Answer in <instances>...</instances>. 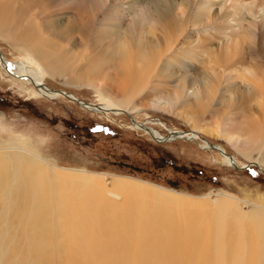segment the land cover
<instances>
[{"label":"bare ground","instance_id":"6f19581e","mask_svg":"<svg viewBox=\"0 0 264 264\" xmlns=\"http://www.w3.org/2000/svg\"><path fill=\"white\" fill-rule=\"evenodd\" d=\"M19 2L0 0V36L29 54L34 65L10 61L0 49L1 64L11 75L34 84L38 93L78 98L46 85L45 75L68 74L75 82L104 91L101 94L108 101L91 105L74 100L81 106L133 116L134 111L151 105L169 110L180 96L216 101L220 87L231 86L229 94L218 100L212 119L215 129L208 132L225 139L252 164L264 165V0H134L139 6V25L124 30L111 46L112 65L102 46L92 44L89 30L109 0H91L87 15L67 20L39 4L40 22L24 19L26 10L17 8ZM80 20L89 29L77 33ZM191 26L194 32L182 41ZM61 50L67 58L57 57L63 54ZM157 82L175 83L184 92L134 102L145 94V88L153 91ZM255 96L258 109L254 111H260V119L248 114ZM132 118L135 127L145 129L157 141L200 137L195 130L171 128L165 137ZM15 146H0V264H25L30 248L45 247L57 232L70 236L89 220L104 239L115 233L125 240L123 254H133L134 259L117 264H263L255 260L264 254V204L244 211L237 195L221 190L215 205H210L208 195L167 190L168 194L131 177L115 178L109 188L101 174L62 168L37 147ZM212 148L222 152L221 147ZM253 151L259 154L257 158L252 157ZM224 152L228 164L237 163L235 156ZM128 186L148 187L168 201L140 200L133 190H126ZM53 196L60 199V205L43 212ZM27 198L32 204L23 208L21 203ZM194 204L201 206L185 209ZM45 215L52 222H42ZM33 219L37 223L32 225ZM102 245L113 249L108 242ZM67 261L73 264L72 259ZM101 261V257L94 259V263Z\"/></svg>","mask_w":264,"mask_h":264},{"label":"rangeland","instance_id":"374dc122","mask_svg":"<svg viewBox=\"0 0 264 264\" xmlns=\"http://www.w3.org/2000/svg\"><path fill=\"white\" fill-rule=\"evenodd\" d=\"M90 1L55 0L46 4L48 0H31L32 3L28 0H20L17 8L26 10L24 19L32 18L40 22L39 4H43V6L47 5L46 12L55 10L59 18L67 20L87 15L89 6L87 4ZM133 1L109 0L107 6L94 16V23L92 22L90 29L86 23L81 22L82 19L77 23L81 29L77 33L89 29L92 34V44L102 46V51L105 58L110 60V65L114 62L111 58V51L114 49L111 46L115 45L124 30L139 25L137 19L139 6L133 4ZM25 25L28 26L29 23ZM71 25L76 26L74 23ZM191 27L182 41L194 32V27ZM0 49L10 61L34 65L29 54L2 36H0ZM61 52L63 54L57 57L67 58L65 52L63 50ZM80 52L81 49L74 51L73 54ZM1 63L0 59V146L15 144V147L18 145L37 147L43 156L56 160L62 168L101 174L109 188H113L115 178L131 177L128 179L143 181L144 184L147 183L150 187L159 188L168 194H171L170 191H176L194 196L208 195L210 205H215V201L220 198L221 190L237 195L244 211L256 209V203L264 204V165L252 164L236 152L225 139L208 132L215 129L212 119L216 117L214 111L219 106L218 100L222 101L229 94L228 90L232 88L231 86H221L216 101L180 96L173 101L169 110L151 105L152 107L134 111L133 116L140 124L146 123L158 132L161 131L165 137L171 131L170 128L186 132L195 130L200 136L197 140L182 138L157 141L145 129L135 127L127 112L95 111L81 106L64 95L54 98L42 95L37 92L34 84L11 75ZM69 78L68 74L58 77L47 74L45 82L48 87L75 94L78 99L91 105L108 103L101 94L104 91L94 87L95 85L78 83ZM151 80H154L153 77ZM97 84L105 85L98 82ZM183 92V88L177 87L175 83L157 82L153 91L151 87L145 88V94L136 97L134 102L138 104L139 101L150 97L157 98L161 94L172 96ZM255 101L256 96L252 101L253 111L248 114L260 119L262 117L260 111H254L258 109L255 107ZM208 145L211 147L208 148ZM212 145L219 146L235 156L239 166L228 164L225 160L226 156L213 149ZM258 156L256 151L252 152L253 158ZM47 189L51 193L49 188ZM126 190H133L140 200L166 199L165 196L154 193V190L148 187L128 186ZM54 197L50 198L42 208L43 212L60 205V199ZM31 204L32 199L27 198L21 206L26 208ZM200 206L194 204L185 209H198ZM164 209L172 210L170 207ZM42 218V222H52L50 216L45 215ZM91 222L89 220L82 226L74 228L70 236H63L57 232V237L45 247L30 248L25 255V264H70L67 261L70 259L73 260V264H117L116 262L122 259H134L133 254L128 256L123 254L125 240L116 237L115 233L111 234L110 239H104L98 226L91 225ZM36 223L37 219L31 221L32 225ZM116 229L114 228L115 232ZM34 232L36 230H30L28 233ZM103 242H108L113 249L104 248ZM100 257L103 261L94 263V259ZM255 262L264 264V254H260ZM158 264L163 263L158 262Z\"/></svg>","mask_w":264,"mask_h":264},{"label":"water","instance_id":"95a60500","mask_svg":"<svg viewBox=\"0 0 264 264\" xmlns=\"http://www.w3.org/2000/svg\"><path fill=\"white\" fill-rule=\"evenodd\" d=\"M0 59L2 60L3 59V57H2V54H1V51H0ZM61 92H63L62 90H61ZM64 94H66L65 92H63ZM67 95V94H66ZM67 96H69V95H67ZM70 98H72V97H70ZM74 100H76V101H78L80 104H86L87 102H85V101H83V100H80V99H78V98H73ZM129 116H130V114H129ZM130 118H131V120L132 121H134V118H132L131 116H130ZM213 147H215V148H219L218 146H215V145H212ZM219 150H221L222 152H224V150H222L221 148L219 149ZM225 153V152H224ZM227 154H229V155H231L230 153H228L227 152ZM234 165L235 166H239L237 163H234ZM262 169V168H261ZM263 170V169H262ZM264 172V171H263Z\"/></svg>","mask_w":264,"mask_h":264},{"label":"crops","instance_id":"0c3cea01","mask_svg":"<svg viewBox=\"0 0 264 264\" xmlns=\"http://www.w3.org/2000/svg\"><path fill=\"white\" fill-rule=\"evenodd\" d=\"M234 150L236 151V152H238L239 154H241L238 150H236L235 148H234ZM242 155V154H241ZM243 157H245L244 155H242ZM255 157V156H254ZM246 159H248L247 157H245ZM249 160V159H248ZM250 162H252V161H250ZM261 164V163H260Z\"/></svg>","mask_w":264,"mask_h":264},{"label":"trees","instance_id":"16d2710c","mask_svg":"<svg viewBox=\"0 0 264 264\" xmlns=\"http://www.w3.org/2000/svg\"><path fill=\"white\" fill-rule=\"evenodd\" d=\"M207 139V138H206Z\"/></svg>","mask_w":264,"mask_h":264}]
</instances>
